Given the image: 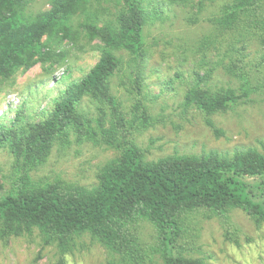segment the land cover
<instances>
[{
    "label": "trees",
    "instance_id": "1",
    "mask_svg": "<svg viewBox=\"0 0 264 264\" xmlns=\"http://www.w3.org/2000/svg\"><path fill=\"white\" fill-rule=\"evenodd\" d=\"M31 1L0 0V93L19 72L60 63L66 57L65 50H58L63 41L94 43L99 57L84 76L59 89L42 119L26 120L20 109L7 121L6 115L0 118V150L12 156L21 178L9 189L0 178L1 239L37 230L45 244L67 254L88 236L105 248L107 264H210L186 255L178 243L191 215L203 212L227 221L232 210L241 209L256 226H264V149H210L147 159L130 131L146 130L154 119L140 100L137 123L127 119L112 81L118 76L125 86L128 79L137 95L143 93L150 53L145 29L161 14V1L114 0L110 11L93 0H47L49 7L36 12L29 11ZM194 1L167 0L183 7ZM204 7V0H196L197 15ZM221 12L211 19L217 33L196 40L191 84L181 103L207 115L227 111L260 87L245 62L255 40L264 64L262 0H230ZM256 27L259 32L253 31ZM219 67L240 85L215 84ZM73 138L118 154L100 167L91 187L34 180L32 172L47 162L54 146H67ZM145 223L156 231L152 243L142 236Z\"/></svg>",
    "mask_w": 264,
    "mask_h": 264
},
{
    "label": "rangeland",
    "instance_id": "2",
    "mask_svg": "<svg viewBox=\"0 0 264 264\" xmlns=\"http://www.w3.org/2000/svg\"><path fill=\"white\" fill-rule=\"evenodd\" d=\"M93 1L102 3L110 11L115 3L114 0ZM158 1L163 3L158 8L161 14L145 29L150 53L143 93L137 95L128 79L125 86L118 76L112 81L113 90L122 99L127 119L132 123L134 118L137 123L136 118L141 114L135 110V103L140 100L149 107L154 125L143 131L130 129L136 143L146 151L147 159L176 152L200 154L210 149L228 152L248 146L264 149V64H260L261 48L256 40L249 45L245 62L247 68L251 64L255 73L253 84L260 87L244 102L213 115L181 106L191 84L196 40L217 33L211 19L221 15L223 4L230 0H204L205 7L198 15L196 0L187 7ZM262 3L264 7V0ZM29 7V11L36 12L48 8L49 4L47 0H32ZM253 31L259 32V27ZM225 43L223 50L227 47ZM93 44L84 39L76 44L63 41L58 50H65L66 57L60 63L53 67H48L49 63L36 64L27 72H19L15 82L0 93V118L6 115L4 121H7L18 109L29 121L45 117L59 89L79 80L97 61L99 53ZM213 82L219 86L240 85L237 78L226 74L221 67L215 71ZM84 104L92 107L86 99ZM117 154L106 145L78 142L73 138L67 146L56 144L47 162L32 172V176L34 180H62L91 187L97 182L100 167ZM13 163L12 156L0 150V178L7 189L21 182ZM156 235L153 227L145 223L144 240L152 243ZM178 243L186 255L203 257L210 264H264V226H256L241 209L232 210L227 221L208 217L203 212L194 213ZM0 264H107V252L101 244L85 236L71 253L61 254L55 245L45 244L35 230L33 234L0 238Z\"/></svg>",
    "mask_w": 264,
    "mask_h": 264
}]
</instances>
